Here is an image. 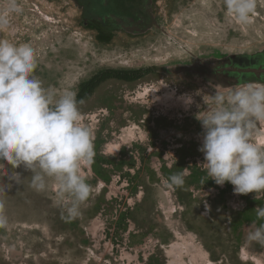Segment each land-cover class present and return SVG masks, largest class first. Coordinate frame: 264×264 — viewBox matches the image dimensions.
Returning <instances> with one entry per match:
<instances>
[{
    "label": "rangeland",
    "instance_id": "obj_1",
    "mask_svg": "<svg viewBox=\"0 0 264 264\" xmlns=\"http://www.w3.org/2000/svg\"><path fill=\"white\" fill-rule=\"evenodd\" d=\"M21 3L22 14L11 16L0 38L35 49V75L45 88L78 94L105 70L142 74L133 82L109 79L79 105L94 156L80 164L91 194L77 218H62L54 180L37 192L29 170L16 169L24 179L16 183L11 165L0 160V214L7 219L0 264H170L174 245L177 260L188 264H264V245L247 238L253 221L261 223L255 208L264 206V191L254 199L255 193L238 195L231 183L221 187L207 177L197 119L208 107L203 95L264 84L229 85L202 69L264 54V0L245 26L226 19L222 0H157L156 26L138 36L118 30L107 37L84 25L73 0ZM184 94L194 98L190 107L179 99ZM263 131L264 124L252 130L257 146ZM180 172L185 184L169 187L170 175Z\"/></svg>",
    "mask_w": 264,
    "mask_h": 264
},
{
    "label": "clouds",
    "instance_id": "obj_2",
    "mask_svg": "<svg viewBox=\"0 0 264 264\" xmlns=\"http://www.w3.org/2000/svg\"><path fill=\"white\" fill-rule=\"evenodd\" d=\"M226 19L248 25L257 8V0H222ZM21 0H0V33L10 27V18L23 12ZM37 57L29 43L17 44L0 38V160L11 165L10 179L22 183L23 166L31 174L30 187L46 191L48 181L59 185L65 218L81 214L88 201L91 186L80 174L81 161H91L94 145L89 128L80 124L79 105L73 90L45 88L35 75ZM196 95H202L198 90ZM179 99L187 107L195 101L184 94ZM206 114H197L202 125L204 155L201 164L207 177L216 185H233L238 195L264 191V148L250 140L252 130L264 124V84L247 83L228 92L215 90L203 95ZM214 105V106H213ZM169 187H182V172L168 178ZM201 183H206L203 179ZM207 215L211 211L205 205ZM256 221L250 225L247 238L264 245V206L255 208ZM7 219L0 214V227Z\"/></svg>",
    "mask_w": 264,
    "mask_h": 264
},
{
    "label": "flooded vegetation",
    "instance_id": "obj_3",
    "mask_svg": "<svg viewBox=\"0 0 264 264\" xmlns=\"http://www.w3.org/2000/svg\"><path fill=\"white\" fill-rule=\"evenodd\" d=\"M84 18V25L104 37L115 31L138 36L156 26L157 0H73ZM204 73L229 85L264 83V54L233 56L202 68Z\"/></svg>",
    "mask_w": 264,
    "mask_h": 264
},
{
    "label": "trees",
    "instance_id": "obj_4",
    "mask_svg": "<svg viewBox=\"0 0 264 264\" xmlns=\"http://www.w3.org/2000/svg\"><path fill=\"white\" fill-rule=\"evenodd\" d=\"M249 56H241L243 59H247ZM142 74L141 70L137 71H119V70H105L99 74L93 76L87 82L81 84L79 92L76 96L77 100H87L97 87L109 79H117L125 82H133L138 79Z\"/></svg>",
    "mask_w": 264,
    "mask_h": 264
},
{
    "label": "bare ground",
    "instance_id": "obj_5",
    "mask_svg": "<svg viewBox=\"0 0 264 264\" xmlns=\"http://www.w3.org/2000/svg\"><path fill=\"white\" fill-rule=\"evenodd\" d=\"M42 17V16H41ZM44 19L45 20H47V21H49L50 19H46L45 18V16H44ZM184 27V26H183ZM185 29L187 30L188 28H186L185 27ZM184 29V30H185ZM190 30V29H189ZM191 33H192V31H190ZM196 32V31H195ZM197 33V32H196ZM190 34V33H189ZM199 37V36H198ZM194 39H197V37L196 38H194ZM182 42H184V41H182ZM73 44V43H72ZM71 44V45H72ZM74 46H75V44H74ZM74 46H72V47H74ZM71 47V46H70ZM169 53H170V51H169ZM73 54V53H72ZM52 70V69H51ZM59 70V69H58ZM58 72V71H57ZM62 72V71H61ZM59 73V72H58ZM257 142H258V146H260L261 148H263L264 147V131L263 132H261L258 136H257ZM88 162L90 163V161H84V165L86 166V165H88ZM171 254H174V256H173V258L172 259H175V261L174 260H171L170 261V264H188V263H184L183 262V260L181 261H179V259L177 260V258L176 257H180V259H182V257L181 256H178L177 254H178V251H177V249H176V246L174 245L173 247H172V249H171ZM177 255V256H176ZM171 262H174V263H171ZM194 262V261H193ZM193 262H191V264H194Z\"/></svg>",
    "mask_w": 264,
    "mask_h": 264
},
{
    "label": "water",
    "instance_id": "obj_6",
    "mask_svg": "<svg viewBox=\"0 0 264 264\" xmlns=\"http://www.w3.org/2000/svg\"><path fill=\"white\" fill-rule=\"evenodd\" d=\"M233 58V57H232Z\"/></svg>",
    "mask_w": 264,
    "mask_h": 264
}]
</instances>
